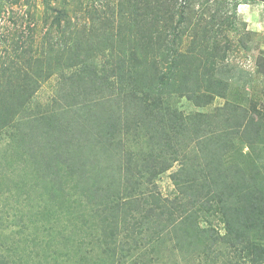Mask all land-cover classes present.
I'll return each instance as SVG.
<instances>
[{
	"label": "rangeland",
	"instance_id": "374dc122",
	"mask_svg": "<svg viewBox=\"0 0 264 264\" xmlns=\"http://www.w3.org/2000/svg\"><path fill=\"white\" fill-rule=\"evenodd\" d=\"M119 2L0 0V42L31 45L33 50L20 56L25 65L31 59L35 66L42 56L52 69L27 101L24 95L31 90L20 92L19 86L0 95V107H7L2 117L7 123L0 130V264H242L222 238L208 245L203 236L179 240L175 232L160 230L179 214L182 201H194L206 187L196 179L199 171L190 174L196 179L190 197L186 190L185 196L180 193L172 178L180 161L153 175L168 155L165 139L172 133L163 134L154 150L147 138L161 137V110L178 108L194 131L199 124L232 129L249 121V132L228 135L217 154L226 171L243 172L251 186L264 191V0L238 3L229 48L218 63V77L227 85L224 94L210 102L176 92L155 97L152 120L141 106L142 92L107 99L113 91L107 76L116 80L111 69L119 59H129L123 51L129 45L119 35L120 16H129ZM77 20L86 25L78 33L82 53L94 44L98 50L86 56L84 70L66 68L76 51L65 50L64 40L73 31L67 21ZM187 46L189 39L183 43ZM154 59L150 56L144 67L148 78ZM114 137H121L125 149L117 157L115 144L109 147ZM185 138L171 145L180 155L187 151L184 158L196 170L203 159ZM132 213L141 218L144 235L132 229ZM143 220L151 221L149 228ZM209 225L220 237L225 234L219 216L201 220L202 227Z\"/></svg>",
	"mask_w": 264,
	"mask_h": 264
},
{
	"label": "trees",
	"instance_id": "16d2710c",
	"mask_svg": "<svg viewBox=\"0 0 264 264\" xmlns=\"http://www.w3.org/2000/svg\"><path fill=\"white\" fill-rule=\"evenodd\" d=\"M239 1L120 0V11L124 10L125 16H129V20L120 16V23L124 26H120L119 30V35H122L121 40L129 45L130 49L127 47L123 49L129 59H119L117 65L111 69V77L115 76L116 80L112 78L110 80V75L107 76L109 88L113 89L107 99L115 101L117 96L122 97L124 93L132 92L137 96V92H142L141 106L147 112V120H152V117H156L151 111L155 107L151 104L155 97L160 100L162 95L176 92L194 101L202 102L204 99L210 102L215 96L223 95L227 85L221 77H218V63L223 61L229 48L230 31L237 18ZM57 23V27L61 26L59 18ZM67 23L73 27V31L68 32L64 40L65 50L72 54L75 48L76 51L75 55L73 54L75 56L73 61L66 68L75 67L77 70H84L87 65L86 56L94 57L98 50L95 49L94 44L90 48L92 51L82 53V49L79 48L82 46L78 33L86 31V25L80 24L78 20ZM51 38L52 36H49L48 41ZM187 39L189 46L183 48V43ZM2 42H0L3 44L0 45V95L5 96L9 87L19 86L20 92L31 90L27 96L24 95L27 101L41 83L51 77L52 69L49 65H44L45 60L42 56L36 57L35 66L32 67L34 63L31 59H26L29 66L25 65L21 57H26V52L33 50L31 45L24 47L17 42L15 44H7L5 40ZM150 56L161 62V68L154 59L150 69L153 75L148 78L144 67L148 65ZM94 72L96 76L99 74ZM25 100L22 104H25ZM92 105L94 104H89L90 107ZM6 108V106L0 107V130L7 123V121L2 122V117L7 112ZM112 111L110 110L108 116L113 114ZM158 112L164 125H161L162 133L159 139L151 134L147 138L150 148L154 150L159 145L163 134L172 133V136L165 139L169 141L168 155L164 156L162 164L152 174L163 172L174 162L180 161L179 169L172 175L179 192L185 196L186 190L188 195L189 190L193 188L192 183L199 178L203 179L202 184L206 187L202 193L194 194L196 195L192 199L194 201L189 203L182 201L179 214L172 216L160 230L175 232L179 240L185 238L193 241V238L199 240L203 236V242L208 245L217 243L216 241L222 238L229 248L238 254L242 264H264V191L251 186L250 180L243 172L226 171L217 154L220 147L226 144L225 138L228 135L231 137L234 133H248L251 123L242 121L232 129L227 127L206 129L199 124V129L194 131L185 122L184 115L178 108L168 109L167 113L163 110ZM167 116L169 123L165 119ZM184 137L189 145L193 143L191 152H195L196 157L203 159L197 165L200 168L197 167L196 170L189 166V158L188 160L184 158L188 155L187 151H182L180 155L181 151L171 145L173 139H184ZM109 139V147L115 144L114 150H117L115 153L113 151V154L119 156L121 150H125L121 145V137ZM95 140L94 144L98 145L99 137H95ZM247 142L252 144L254 141L247 140ZM164 151L165 149L161 151L160 156ZM199 171L200 176L196 179L190 178V174ZM132 215V229L139 235L143 234L145 230L139 228L142 223L141 218H138L137 213ZM216 215L225 226V234L221 237L211 225L201 226V220L210 221V218ZM143 224L148 225L149 228L152 223L143 220ZM178 244L180 245V242Z\"/></svg>",
	"mask_w": 264,
	"mask_h": 264
}]
</instances>
